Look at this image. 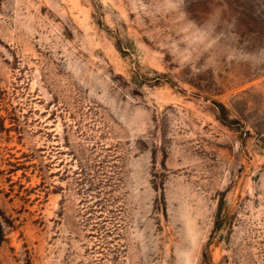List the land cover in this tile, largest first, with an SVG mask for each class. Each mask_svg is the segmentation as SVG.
Returning <instances> with one entry per match:
<instances>
[{
    "label": "rangeland",
    "instance_id": "rangeland-1",
    "mask_svg": "<svg viewBox=\"0 0 264 264\" xmlns=\"http://www.w3.org/2000/svg\"><path fill=\"white\" fill-rule=\"evenodd\" d=\"M0 264H264V0H0Z\"/></svg>",
    "mask_w": 264,
    "mask_h": 264
},
{
    "label": "trees",
    "instance_id": "trees-1",
    "mask_svg": "<svg viewBox=\"0 0 264 264\" xmlns=\"http://www.w3.org/2000/svg\"><path fill=\"white\" fill-rule=\"evenodd\" d=\"M1 235V234H0Z\"/></svg>",
    "mask_w": 264,
    "mask_h": 264
}]
</instances>
